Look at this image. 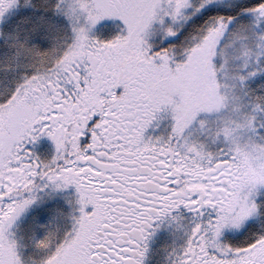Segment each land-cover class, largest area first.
<instances>
[{
  "label": "snow or ice",
  "instance_id": "1",
  "mask_svg": "<svg viewBox=\"0 0 264 264\" xmlns=\"http://www.w3.org/2000/svg\"><path fill=\"white\" fill-rule=\"evenodd\" d=\"M0 264H264V0H0Z\"/></svg>",
  "mask_w": 264,
  "mask_h": 264
}]
</instances>
